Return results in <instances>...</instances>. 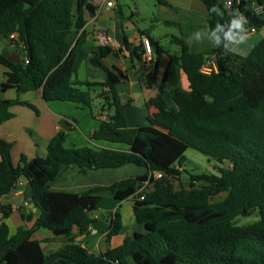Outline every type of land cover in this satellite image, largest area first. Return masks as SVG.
<instances>
[{
	"label": "trees",
	"instance_id": "16d2710c",
	"mask_svg": "<svg viewBox=\"0 0 264 264\" xmlns=\"http://www.w3.org/2000/svg\"><path fill=\"white\" fill-rule=\"evenodd\" d=\"M156 2L170 6L166 0ZM201 2L207 28L227 23L228 12L236 11L246 17V29L258 31L264 25V0H232L228 10L222 0ZM213 6L224 15L210 11ZM86 12L95 13L88 0H0V42L15 43L20 54L13 60L0 52V63L7 69L0 90L15 88L20 94L40 89L46 102H69L90 114L98 99V114L105 115L90 133L88 145L66 147V134L59 131L48 141L44 156L28 160L21 155L16 166L10 156L12 143L0 139V264H264V37L246 56L226 53L222 34L220 48L202 50L173 37L180 51L171 54L142 31L156 55L153 71L146 76V86L157 89L146 101L155 111L144 125L130 127L124 114L128 101L116 88L119 78L101 60L113 51L110 46H100L89 59L105 71L104 80L76 78L88 57ZM124 48L130 50L128 42ZM163 53L168 61L156 83L157 59ZM133 54L142 59L141 51ZM209 55L217 70L202 73L199 69ZM168 86L173 106L165 99ZM15 104L35 109L27 101L0 98V124L13 117L10 108ZM189 148L229 165L218 167L217 173H188L187 187L175 185ZM62 164L80 173L127 164L145 172L80 192L52 190L48 184L61 175ZM22 177L39 215L33 219L21 214L23 221L33 220L32 225L10 233L4 219L12 208L3 198ZM146 181L147 189H142ZM103 191L132 196L135 221L144 231L93 253L75 241L73 230H88ZM220 194L223 197L215 199ZM255 211V222H235ZM110 224L107 234H117L122 227L117 211ZM40 227L62 237L63 243L44 251L40 241L31 238Z\"/></svg>",
	"mask_w": 264,
	"mask_h": 264
},
{
	"label": "crops",
	"instance_id": "0c3cea01",
	"mask_svg": "<svg viewBox=\"0 0 264 264\" xmlns=\"http://www.w3.org/2000/svg\"><path fill=\"white\" fill-rule=\"evenodd\" d=\"M88 1L95 6V13L93 15L85 13V48L88 57L78 68L76 78L78 80H104L105 71L94 66L89 59L100 46H110L114 52L117 51L118 53L115 54L112 51L101 60L119 78L116 88L122 94L123 100L128 101L124 109L127 125L130 127L144 125L147 115L155 111V107L147 106L146 101L156 94L157 89L155 85L146 86V76L153 71L156 55L153 50L150 53L144 52L143 38L146 36L141 32H148L153 39L159 42L161 35L156 33V26L163 24L177 27V33L170 30L162 35L170 43L169 47L162 45L166 51L171 54L179 53V46L171 42L173 37L185 40L194 49H206L207 46L202 47L205 42L200 45L194 40L189 42L193 33L207 29L205 26V7L201 0H166L170 6L160 5L154 0V7L163 13V17L158 13L152 14L150 17L145 16L141 7L136 4L133 8L127 5L125 8V6H121L118 0H111L113 2L112 7L106 5L109 0ZM222 1L225 2L226 0ZM127 42L130 45V50L124 48ZM0 46L3 47V50L13 49L15 51L14 58H20L18 46L15 43L6 40L0 42ZM136 49L142 52V59L140 60L133 54ZM167 61V53H163L157 59L156 83L160 82ZM6 70V67L0 63V83L4 80ZM180 82L184 87L187 86L183 74H181ZM0 98L27 101L35 108L15 104L10 108L13 117L0 124V139L12 143L10 156L14 166L19 163L21 155H25L30 160L43 154L48 141L59 131L65 132V141H67L70 132L79 128L80 132L74 131L78 132L76 134L78 139H73L72 144L88 145L90 133L98 127L99 120L105 118V115L98 114L101 110L98 108V99L93 102L95 110L92 114L84 108L97 121L95 123L81 112L82 108L72 103L64 101L46 102L40 89L19 94L15 88H8L5 91L0 90ZM165 99L169 106H173L172 89L169 86L166 88ZM79 111L80 114H78ZM60 119L65 120L69 126L68 129L65 130L58 124ZM113 169L116 170L113 172L109 169H89L80 173L71 166L63 170L61 175L50 181L48 185L52 190L80 192L91 186L109 185L122 178L145 172V168L132 164ZM122 171L127 173H122ZM100 195V202L104 200L105 204L99 207L100 202L98 203L97 208L92 213L93 220L88 230L85 233H79L76 228L73 230L75 241L93 253L116 247L126 237L133 236L135 232L144 231V226L135 221L132 212V196L120 197V193L113 195L107 191L101 192ZM3 199V201L10 203L12 208L11 213L4 219L10 233H14L20 225L24 227L32 225L33 220L30 222L23 221L21 214H31L33 219L39 215L37 206L31 201V192L26 179L19 180L17 188ZM115 211L120 214L122 227L117 234L108 235ZM31 238L39 240L44 251L56 250L63 243L62 237L55 236L50 230L43 227L36 229Z\"/></svg>",
	"mask_w": 264,
	"mask_h": 264
},
{
	"label": "rangeland",
	"instance_id": "374dc122",
	"mask_svg": "<svg viewBox=\"0 0 264 264\" xmlns=\"http://www.w3.org/2000/svg\"><path fill=\"white\" fill-rule=\"evenodd\" d=\"M118 2L121 4V6H123V7L125 6V8L127 6H130L131 8H133L135 6V4L140 6L145 16L151 17L152 14L158 13V15L163 17V13H161V11H157V9H156L157 7L156 8L154 7L155 6L154 0H118ZM126 11H127V9H126ZM177 29H178L177 27L166 26L163 24H159L158 26H156V33L158 35H161V37H160L161 39L159 40L160 44L163 45L164 47H169L170 46L169 41L162 35H163V33H166L170 30H172L173 33H177ZM263 37H264V25L261 28H259L258 31L254 32L251 36L249 35L247 45H242L241 48L248 53L249 50L251 49V47L255 43H257L260 39H262ZM204 42H205V44H203L202 47L207 46L209 48L212 46L211 42H209L208 40H204L203 42H196V43L200 45ZM0 52L7 55V57H9L13 60L15 59L14 58L15 51L13 49L7 48V50H3V47L0 46ZM207 58H213V57H211V55H209ZM81 112L86 114L90 120L97 123V121L88 114V111L86 109L82 108ZM78 114H80V111ZM74 131L80 132L79 128H76V130H74ZM74 131L70 132L68 140L65 141L64 145L66 147H70L72 145V141L78 139V135H76L78 132L76 133ZM45 153H46V150H43V154H40V156H44ZM184 155H185V160L182 163L181 175L178 176L179 180H174L175 185L187 187L188 183H189V177H190L188 173H201V172L217 173L218 167H227L229 165L228 162H225L224 164L218 163L213 158L208 157V156L202 154L201 152H199L195 149H192V148L187 149L185 151ZM109 170H112L114 172V170H116V169H109ZM122 173L126 174L127 172L122 171ZM24 179L25 178H23V177L20 178V180H22V181ZM222 197H223V194H220V195L216 196L215 199H219ZM104 204H105V201L101 200V202L99 203V207L103 206ZM258 219H259L258 211H255L254 213H252L249 216L237 217L235 222L238 225H245V224L255 222Z\"/></svg>",
	"mask_w": 264,
	"mask_h": 264
},
{
	"label": "clouds",
	"instance_id": "9594fccd",
	"mask_svg": "<svg viewBox=\"0 0 264 264\" xmlns=\"http://www.w3.org/2000/svg\"><path fill=\"white\" fill-rule=\"evenodd\" d=\"M231 5V0L225 4V10H228ZM113 5H109L112 7ZM210 11L216 12L217 15L223 16L224 13L221 10L213 6ZM229 20L225 24L216 23L215 27L207 28L206 30H198L192 34L189 38V42L193 40L196 42H203L204 40H208L211 42L213 47L220 48L221 47V34L223 36V40L226 42L223 44V49L226 53H239L242 56H246L247 52L244 51L241 46L247 45L248 42V31L245 27L247 24L246 17L240 13L236 12H228ZM226 28V30H225ZM206 37V38H205Z\"/></svg>",
	"mask_w": 264,
	"mask_h": 264
},
{
	"label": "built area",
	"instance_id": "2783aa9c",
	"mask_svg": "<svg viewBox=\"0 0 264 264\" xmlns=\"http://www.w3.org/2000/svg\"><path fill=\"white\" fill-rule=\"evenodd\" d=\"M227 2H228V0H226L224 3L226 4ZM231 2H232V0H231ZM110 4L113 5V2L111 0L106 2L107 6H109ZM255 10L258 13L261 12L260 8H256L255 7ZM247 31H248V37H249V35L251 36L254 32H256L255 28H253V27L247 29ZM10 37H14V34H11ZM143 47H144V52L145 53H150L151 52L150 42H149V40L147 38H143ZM199 70L202 73H210L211 71H216L217 70V65H216L215 60L213 58H206L204 64L201 65ZM155 176L156 177H160L161 173H157ZM147 183H148L147 181L144 182V184L142 185V189H147Z\"/></svg>",
	"mask_w": 264,
	"mask_h": 264
},
{
	"label": "water",
	"instance_id": "95a60500",
	"mask_svg": "<svg viewBox=\"0 0 264 264\" xmlns=\"http://www.w3.org/2000/svg\"><path fill=\"white\" fill-rule=\"evenodd\" d=\"M58 124L63 128V129H68L69 128V126L66 124V122H65V120L64 119H60L59 121H58ZM22 166H23V164H22ZM66 169V164H62L61 165V168H60V170H59V172L61 173L63 170H65Z\"/></svg>",
	"mask_w": 264,
	"mask_h": 264
}]
</instances>
